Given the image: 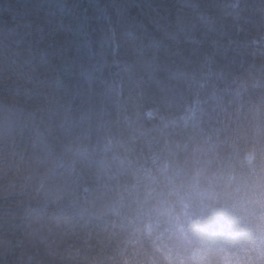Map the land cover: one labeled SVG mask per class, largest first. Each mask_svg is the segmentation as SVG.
Listing matches in <instances>:
<instances>
[{"label": "trees", "instance_id": "16d2710c", "mask_svg": "<svg viewBox=\"0 0 264 264\" xmlns=\"http://www.w3.org/2000/svg\"><path fill=\"white\" fill-rule=\"evenodd\" d=\"M240 142L264 149V0H0V264H108L113 223L225 182Z\"/></svg>", "mask_w": 264, "mask_h": 264}, {"label": "clouds", "instance_id": "9594fccd", "mask_svg": "<svg viewBox=\"0 0 264 264\" xmlns=\"http://www.w3.org/2000/svg\"><path fill=\"white\" fill-rule=\"evenodd\" d=\"M223 183L196 173L186 191L165 192L134 227L113 223L108 264H264V149L236 144ZM69 214L53 234L74 230Z\"/></svg>", "mask_w": 264, "mask_h": 264}]
</instances>
